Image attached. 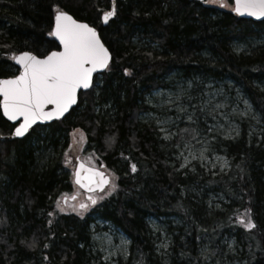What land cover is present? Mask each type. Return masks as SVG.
<instances>
[{
	"label": "trees",
	"instance_id": "1",
	"mask_svg": "<svg viewBox=\"0 0 264 264\" xmlns=\"http://www.w3.org/2000/svg\"><path fill=\"white\" fill-rule=\"evenodd\" d=\"M57 9L96 28L112 62L64 119L23 139H4L15 125L0 111V264H104L92 242L97 219L129 240L128 257L118 264H208L212 254L223 255V240L241 254L234 261L264 264V44L237 50L264 40V21L203 0H0V79L18 74L14 55L59 49L49 35ZM107 11L114 15L104 26ZM170 79L232 81L249 98L263 133L221 141L227 172L181 169L177 140L162 139L142 118L153 111L147 97L169 88ZM76 131L85 136L83 155L116 185L85 215L57 207L78 190L64 160ZM212 194L227 200L222 209L209 208ZM245 215L254 228L239 223ZM171 218L179 224L170 227ZM159 221L170 240L165 254L150 225Z\"/></svg>",
	"mask_w": 264,
	"mask_h": 264
},
{
	"label": "rangeland",
	"instance_id": "2",
	"mask_svg": "<svg viewBox=\"0 0 264 264\" xmlns=\"http://www.w3.org/2000/svg\"><path fill=\"white\" fill-rule=\"evenodd\" d=\"M203 1L209 6H217L223 10L232 11V0H227L229 6L226 7L220 6V0ZM259 44H264V40H253L251 43L241 45L237 48L238 53L247 52L251 46L255 47ZM168 82L170 84L169 88L154 91L147 97V104L153 111L147 115H142V118L151 120L162 139H165L164 137L167 134L169 138L165 139L166 141L171 139L177 140L175 157L180 162V165H184L181 169H187L190 172H197L200 169L206 174H212V176L216 177L227 172L231 165V161L226 156L224 149L221 148L222 140L237 139L243 131L252 139H260L263 133L260 116L254 110L242 87L234 85L232 81L174 83L170 79ZM259 86L264 89V83ZM181 89H183V94L177 100L176 95ZM213 96L212 103L201 111L204 101ZM170 98L173 103H166ZM177 104L182 105L186 111H180L176 106ZM216 104H223L224 107L216 109L209 114V109L213 108ZM189 115L192 116L191 121L188 120ZM158 121L167 122L158 123ZM209 128H212L211 132L208 131ZM161 129H165L166 131H162ZM185 129L189 130L191 134L189 136H180V133ZM186 144L188 145L187 148L185 147ZM202 150L203 156L201 155ZM84 151V134L80 131L72 133L69 148L64 157L65 163L69 161L66 163V167L71 173H73L76 167L78 158L90 166L97 167L95 160L91 156L83 155ZM185 157H188L187 162H185ZM222 164L223 167H221ZM113 179L111 177V185L103 193L97 194V204L113 192ZM74 195L77 196V199L72 202L68 201L67 204L61 203L59 211L63 214H90L93 206L89 201L85 200L84 193L77 190ZM81 201L88 204L87 209H79L77 207L74 211L70 205H78ZM206 201L209 208L212 207L215 211L222 209L223 205L227 202L224 196L214 194L209 195ZM61 208H63V211H61ZM170 223V227H175V225L179 224L175 218H171ZM150 225L153 233L156 236L158 235V238H156L158 252L165 254L169 250L170 240L164 222H151ZM92 242L94 248L101 253L104 264H118L119 259L126 261L128 257L129 240L121 231L107 222L98 219L95 221L92 227ZM223 246V255L215 256V254H212L211 257L213 258L211 259L210 257L208 259V264H242L234 261L238 255H241L235 251L234 241L228 242L227 240H223ZM161 256L164 255L161 254Z\"/></svg>",
	"mask_w": 264,
	"mask_h": 264
},
{
	"label": "snow or ice",
	"instance_id": "3",
	"mask_svg": "<svg viewBox=\"0 0 264 264\" xmlns=\"http://www.w3.org/2000/svg\"><path fill=\"white\" fill-rule=\"evenodd\" d=\"M220 6H229L227 0H220ZM231 10L240 16L248 15L261 18L264 17V0H232ZM113 15L114 11L105 12L104 21L107 22ZM49 35L59 41L62 50L51 51L42 58L30 52L14 55L12 59L20 65V74L13 78L0 79V97H2L0 111L9 121H17L22 118V122L15 127L13 133L17 137L24 136L37 121L62 117L77 103L78 91L91 86L93 73L97 70L107 69L109 66V50L101 42L96 29L87 23L78 22L68 13L56 10L55 25ZM182 94L183 89L177 93L176 99L179 100ZM212 99L214 96L204 101L201 111L212 103ZM166 103L171 104L173 101L170 98ZM49 105L52 106L51 109L46 110ZM176 106L180 111H186L182 105L177 104ZM221 107L224 105L216 104L209 109V114ZM213 118L215 119V117ZM188 120H192L191 115L188 116ZM166 122L158 121V123ZM161 130L166 131L165 129ZM208 131L211 132L212 128H209ZM164 138L168 139L169 137L166 134ZM185 147L187 148L188 145L186 144ZM201 155L203 156V150ZM193 158L195 157L193 156ZM187 160L188 157H185V162ZM68 162L66 161V163ZM181 167L184 165L182 164ZM131 170L136 171L135 164L131 165ZM73 177L75 185L87 193L103 191L105 186L110 183L109 177L104 172L98 171L95 167H90L84 162L77 163ZM115 187L116 185L113 183L112 188ZM71 199L75 200L76 197L73 196ZM87 200L92 204L97 202L93 195H88ZM67 202L68 198L65 197L64 203L67 204ZM70 206L75 211L77 207L87 209L88 204L81 202L78 205ZM57 207H61L59 200ZM238 220L245 229L255 227L247 215L238 217Z\"/></svg>",
	"mask_w": 264,
	"mask_h": 264
},
{
	"label": "water",
	"instance_id": "4",
	"mask_svg": "<svg viewBox=\"0 0 264 264\" xmlns=\"http://www.w3.org/2000/svg\"><path fill=\"white\" fill-rule=\"evenodd\" d=\"M237 17H239V18H241V19H245V20H251V21H254V22H261V21H264V17H261V18H257V17H252V16H248V15H243V16H240V15H237L236 13H234ZM73 19H75V18H73ZM76 20V19H75ZM78 22H80V21H78ZM81 23H84V22H81ZM54 25H55V18H54ZM106 25V23H104V26ZM90 26V25H89ZM54 27V26H53ZM91 27V26H90ZM94 28V27H93ZM96 29V28H95ZM96 31H97V34H98V36L100 37V35H99V31L96 29ZM53 37V39H54V41L56 42V44L58 45V47H59V50H56V51H60V50H62L61 49V46H60V44H59V41L54 37V36H52ZM101 39V38H100ZM101 42L103 43V41L101 40ZM104 44V43H103ZM106 47V46H105ZM107 48V47H106ZM109 50V49H108ZM23 53V52H22ZM109 53H110V61H109V66H110V64H111V62H112V54H111V52L109 51ZM21 53H19V54H17L16 56H18V55H20ZM34 55V54H33ZM42 58V57H41ZM13 64H14V66L15 67H17L18 69H19V72H18V74L16 75V76H18L19 74H20V65L19 64H17L16 63V61L13 59ZM108 66V67H109ZM108 69V68H107ZM107 69H101V70H97L95 73H93V78H92V84H91V86L88 88V89H81V90H79L78 91V93H77V103L75 104V105H73L70 109H69V111L68 112H66L62 117H60V118H53V119H51V120H48V121H37L34 125H32V127L28 130V132H26L25 133V135L24 136H21V137H17V136H15L13 133H14V131L12 132V134L10 135V136H8L7 137V139H23V138H25L27 135H28V133L32 130V129H34L35 127H37V126H46V125H50V124H52V123H54V122H57V121H61L62 119H64L77 105H78V102H79V96H80V94L81 93H86V92H88V91H90L91 89H92V86H93V83H94V79H95V77L96 76H98V75H102V74H104L106 71H107ZM10 78H13V77H10ZM6 79H9V78H6ZM0 99H2V97H0ZM51 105H49L48 107H47V109L46 110H50L51 109ZM2 112V111H1ZM2 115H3V113H2ZM3 117L5 118V120L6 121H8L10 124H12V125H16V126H18L19 125V123H21L22 122V118L21 119H19V120H17V121H9L4 115H3ZM78 162H83L82 160H80V159H77V163ZM77 165V164H76ZM89 166V165H88ZM91 167V166H90ZM98 171H101V172H104L105 173V171H103V169L102 168H96ZM105 175H106V173H105ZM106 176H108V175H106ZM109 177V176H108ZM109 179H110V177H109ZM74 180V179H73ZM110 184V183H109ZM78 186V185H77ZM108 185H106L105 186V188L107 187ZM79 187V186H78ZM105 188H104V190H105ZM81 189V188H80ZM81 190H83L84 192H85V190L84 189H81ZM103 190V191H104ZM103 191H100V190H97L96 192H99V193H101V192H103ZM86 194H92V193H87V192H85ZM95 193V192H94ZM72 200V199H71Z\"/></svg>",
	"mask_w": 264,
	"mask_h": 264
},
{
	"label": "bare ground",
	"instance_id": "5",
	"mask_svg": "<svg viewBox=\"0 0 264 264\" xmlns=\"http://www.w3.org/2000/svg\"><path fill=\"white\" fill-rule=\"evenodd\" d=\"M4 139H6V140H11V139H7V137H5ZM13 140V139H12Z\"/></svg>",
	"mask_w": 264,
	"mask_h": 264
},
{
	"label": "flooded vegetation",
	"instance_id": "6",
	"mask_svg": "<svg viewBox=\"0 0 264 264\" xmlns=\"http://www.w3.org/2000/svg\"><path fill=\"white\" fill-rule=\"evenodd\" d=\"M79 203H81V202H79Z\"/></svg>",
	"mask_w": 264,
	"mask_h": 264
}]
</instances>
